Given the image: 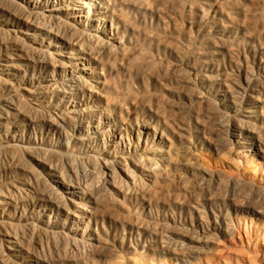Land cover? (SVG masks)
<instances>
[{
    "label": "bare ground",
    "instance_id": "bare-ground-1",
    "mask_svg": "<svg viewBox=\"0 0 264 264\" xmlns=\"http://www.w3.org/2000/svg\"><path fill=\"white\" fill-rule=\"evenodd\" d=\"M261 42L264 0H0V264H264Z\"/></svg>",
    "mask_w": 264,
    "mask_h": 264
},
{
    "label": "rangeland",
    "instance_id": "rangeland-1",
    "mask_svg": "<svg viewBox=\"0 0 264 264\" xmlns=\"http://www.w3.org/2000/svg\"><path fill=\"white\" fill-rule=\"evenodd\" d=\"M261 44H262V48H264V42H261ZM260 132H262V131H260ZM130 134V133H129ZM136 133L134 132V134H133V143L135 144L136 143V135H135ZM143 142V141H142ZM141 141H140V145H141V147H143L144 146V144L142 143ZM120 156V155H119ZM116 158H118V157H116ZM75 168H76V173H77V175L76 176H68L66 173H65V171L63 170V171H61V175L65 178V179H67V180H69V181H71L72 182V184H74V186H80V187H87L88 189H90V187L91 188H95V190H100V188H101V175H100V170H98V168H97V175H92L91 173H89V172H86L84 169H81V168H79L78 166H74ZM122 179H124V177L122 176V174H121V176L119 177V176H116V177H114V179H113V183H115V187L116 188H120L121 187V185H122ZM149 182L147 181V184H148ZM54 187L55 188H57V191H58V194H60V195H63V196H65V197H67L66 195H64L65 194V192L62 190V188H60V187H58V185H54ZM111 191H112V189H110ZM77 191V190H76ZM114 191V190H113ZM113 193V192H112ZM116 193V192H115ZM101 195L103 196V198L105 199V200H108V199H111V198H113V199H115V196H112L111 195V193H106V194H104L103 192L101 193ZM119 201H120V199L121 198H117ZM128 204V211H130L131 213L132 212H134V205L132 204V203H127ZM136 205V204H135ZM135 209H137V213L136 214H133L132 215V218H129V219H126V221L128 220V221H130L131 222V224L133 225V226H137V227H141L142 226V224H146V215H144V213H142L141 211H140V208H135ZM121 218H125L124 217V215L121 217ZM153 228V227H152ZM166 231V230H165ZM162 234H166V232H163ZM234 246L236 247V248H238V249H241V248H239V242H238V240H236L235 242H234ZM245 255H246V253H244Z\"/></svg>",
    "mask_w": 264,
    "mask_h": 264
}]
</instances>
